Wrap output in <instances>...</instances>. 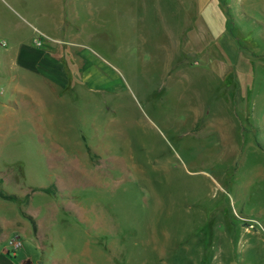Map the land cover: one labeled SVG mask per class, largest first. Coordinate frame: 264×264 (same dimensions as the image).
Instances as JSON below:
<instances>
[{
	"label": "rangeland",
	"instance_id": "1",
	"mask_svg": "<svg viewBox=\"0 0 264 264\" xmlns=\"http://www.w3.org/2000/svg\"><path fill=\"white\" fill-rule=\"evenodd\" d=\"M0 190L16 260L264 264V0H0Z\"/></svg>",
	"mask_w": 264,
	"mask_h": 264
},
{
	"label": "crops",
	"instance_id": "2",
	"mask_svg": "<svg viewBox=\"0 0 264 264\" xmlns=\"http://www.w3.org/2000/svg\"><path fill=\"white\" fill-rule=\"evenodd\" d=\"M14 63L17 64L18 67L27 69L32 72H38V73L39 71L46 72V73L47 71L53 72L52 77L56 78L58 74L59 79L57 80L66 78V75H65L66 73L58 61L53 59V57H51L45 51L39 48H36L31 44L22 43V42L17 43V45L15 46V51H14ZM80 206H81L82 211L83 212L87 211L88 217H91V211H90L91 205L90 204L88 205L87 203L83 202L82 205ZM73 211L75 212L74 214H76L79 220L81 221L79 216H81L80 214L83 212L81 210L75 211V209ZM85 217H84L83 222L86 223ZM88 220L92 221L91 218H89ZM93 223H96V218H94ZM7 237L9 238L10 236L3 234V236L0 237V264H34L33 259L31 257H28V255L27 257H21V259L16 260L17 259L16 251L12 253L9 251V249H7V247H2L1 243L7 241L8 240ZM36 243L38 244L40 248H43V246L39 244L38 241ZM84 244L86 245L85 241H84ZM49 264H55V263L52 262ZM61 264H65V263H61Z\"/></svg>",
	"mask_w": 264,
	"mask_h": 264
},
{
	"label": "built area",
	"instance_id": "3",
	"mask_svg": "<svg viewBox=\"0 0 264 264\" xmlns=\"http://www.w3.org/2000/svg\"><path fill=\"white\" fill-rule=\"evenodd\" d=\"M1 44H5L4 41H2ZM9 245H10V248L12 249V251H15V249L19 248L21 246V242L19 239L17 238H12L11 240H9Z\"/></svg>",
	"mask_w": 264,
	"mask_h": 264
},
{
	"label": "trees",
	"instance_id": "4",
	"mask_svg": "<svg viewBox=\"0 0 264 264\" xmlns=\"http://www.w3.org/2000/svg\"><path fill=\"white\" fill-rule=\"evenodd\" d=\"M35 189L36 188H34L33 190H35ZM37 189H41V190H44L46 192L50 191V188H42V187H40V188H37ZM0 196L5 198V199H15V197H16L12 193H3L1 190H0ZM26 262H28V261H26Z\"/></svg>",
	"mask_w": 264,
	"mask_h": 264
}]
</instances>
